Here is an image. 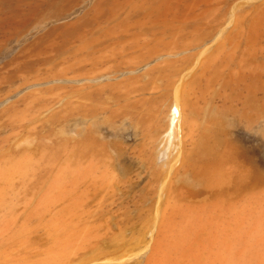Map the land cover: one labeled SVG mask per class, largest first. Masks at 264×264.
<instances>
[{
    "label": "bare ground",
    "instance_id": "bare-ground-1",
    "mask_svg": "<svg viewBox=\"0 0 264 264\" xmlns=\"http://www.w3.org/2000/svg\"><path fill=\"white\" fill-rule=\"evenodd\" d=\"M4 1L5 0H0V3ZM8 1H13V0H8ZM14 1L15 4L18 5L19 7H23L22 9L20 8L18 10V13L15 15V17L12 20L13 22L16 23L15 26L17 28L16 31L18 35L19 36L24 35L28 30H34L36 31V33L34 35L35 37H32L33 40L31 39L32 41H30L31 45L28 43L29 41L26 42L31 46L30 48L36 46L43 47L42 52L40 50L38 51L35 50V52H33L34 51L33 50L32 52L34 54L32 53L29 54V51H31L33 48L31 50H27V48L25 49L23 46L25 50H23L22 48V51H20L19 50L20 48H18L19 51L17 50L18 52L14 54L19 55V53L21 52V55L23 57H26L25 61L26 59L33 61L37 59L38 61L40 58L43 59L49 58L51 60L59 51H63L65 52L64 53L65 56L61 58V60L59 58L60 60L59 63L57 60H54L53 63L57 62L56 65L51 64V69L49 68L47 72L45 71V73H47L46 78L50 79L51 82L52 81L57 82L59 80L67 81L66 79L68 80L72 79L76 84H79L83 89L85 88L83 92L79 91L80 95L79 93H77L78 95L75 94V96L77 95L76 99L73 97L75 100L68 101L62 106L63 112L65 113L89 112L98 109L102 110L101 108L105 109V107L107 106L106 104L108 103H105L104 102L105 100H102L101 93L103 91H106L108 93L107 94L108 98L111 100L110 102L115 103L116 106L118 107L117 108L118 110L121 109L120 111H123L122 109H128L130 111H133L134 113L135 112L137 113L138 123L142 126L140 127L141 128L145 127L146 129L148 128V130L151 131V132L148 131L150 132L149 133L150 140H148L147 142L155 141L154 140L155 133H153L155 131L154 130L155 128L154 129L151 128V124L153 123V121H155V120L152 121L153 119L152 111L155 108V106L153 102H149V103L147 102V100H149L150 97H148L147 100H144L146 98L143 92H146L145 90L148 88L149 84L151 86H154L156 85V83H159L161 85H164L166 89H168L170 86L172 87L169 95L171 96L170 98L172 100L171 108L174 110L173 120L175 121V124L170 128L169 127L166 128V125L164 127L166 128L165 133L167 135V137L165 138V145L168 146V144L170 143L169 141L170 137H172L174 141V138L177 135L176 132L178 126H180L181 122L184 119L185 121L187 119V122L190 123L189 126L191 127V129L187 125L188 126L187 129L189 130L187 134L189 135L192 141V146H193L192 148H194L195 150L199 149L198 155H200L201 158L199 156L195 157L197 155V152L194 153L196 154L194 156L195 161H189V158L184 156L181 158L180 167L177 168L176 170L179 171L178 169H181L182 174H180L179 176L182 175L181 176L182 179L180 181L178 179L179 183L170 180L169 187L167 186L168 188H166L167 190H165L166 193L164 194V196L162 198H159L158 200L157 199L155 200L157 206L154 208V212H153L154 214H152V216L146 215L147 219L153 217L151 222L154 224L153 226H155V229L151 239L150 251L148 255L145 257L144 263L143 262L142 263L143 264H264V159L259 157L258 154L259 150L258 148H256V146H253L252 144L250 145L249 144L250 142L248 143L247 141L241 140L239 139V137L224 138V132L222 133L223 137H218V134L217 135L213 134L210 130H208V126L202 129H197V125H199L200 123H202V125L213 124L214 127L212 128L215 129V124H217V122H215V115L211 116L210 114L211 117L210 116L208 118L205 117L204 119L201 117V112L203 110L202 108L207 103L208 98L209 96H211L210 94L212 93H216L217 96L222 98L223 101L227 102L228 104L237 103L235 104L237 106L238 104H240L242 114H247V113L249 114V112H254V116H255L256 112L259 115L260 112L264 113V0H257L252 7L246 9L245 11L240 12L239 14L233 13L235 14V16H233V18L231 19V24L228 30L226 31V33L221 35V38L219 39V42L216 44V46L211 51L206 53V55L203 56V59L201 61L198 60L200 61V63L197 66L198 68L197 72L196 70H195L196 73L192 72L191 71L192 68L190 69L189 67L190 71L195 74L190 78H188L186 75V79L188 78V80L185 81L184 84L182 83L183 85L180 84L181 82H184V80H186L184 78H181L182 79V80L180 79L181 82H178V84L180 83L179 84L180 86L179 85L176 86L177 85L176 82H175L176 85L172 83L173 86L175 85V87H173L169 81L171 78L173 79L174 76L169 79L168 69L170 67H174V65L176 66V64L179 65L181 62L180 63L178 62L182 60L180 59V57H183V55H184L183 59L185 60L188 57H190V56L186 57L187 55L185 54H188L186 52H188V50L192 46L195 47L199 43L201 44L203 42L202 36L203 34L207 33L209 29H211L210 28L212 27L211 25L214 24V23L212 24V22L216 20L215 18L216 16H218L217 15L218 11L220 10V6L224 0H14ZM244 5H246V3ZM228 6L229 5H227V8ZM50 7L54 10L50 11ZM75 7L78 8V13L75 15L73 13L74 16H72L71 9ZM6 16L8 17L7 14ZM60 16L62 18H60ZM223 16H226V14ZM10 17L11 16H9L8 19ZM66 18L69 19L65 20ZM0 19L2 20V18ZM7 22L10 21L7 20ZM225 22H227V20ZM45 23L50 24L48 29H46L45 26H43ZM213 26L216 27V23ZM215 27L213 30H215ZM217 28L215 32H217V30L219 29ZM40 31L41 33H39ZM11 34L12 33H10V36H12ZM213 35L215 36V33ZM208 37H210L211 39V36ZM206 39L207 37L204 40ZM216 40H218V38H216ZM216 40L214 39V41ZM7 42H9V40H7ZM24 43L21 45H24ZM4 44L6 45L5 41ZM212 44H214V42H212ZM207 45H211V42L210 44L208 43ZM207 45L204 46L205 49L203 48V50L201 51H206ZM66 46L69 49H66L65 48ZM201 51L200 52L197 51V53L195 52L194 54L198 55V52L201 53ZM192 54L193 52L191 51L190 55ZM62 56L63 55H61L60 57ZM12 58L10 57V59ZM18 59L20 61L22 58L20 57ZM25 61L23 62L28 63L27 61L26 62ZM187 61L188 60H186V62ZM7 62L10 64L11 60L10 62L9 61ZM39 62L41 61L39 60ZM48 62L49 61L47 62L44 61V64L46 63L45 65H47ZM35 63L33 64L34 66L32 68L35 67ZM9 64H7V66H9ZM12 64L14 63L12 62ZM17 65L18 64H16V66ZM99 65L106 66L104 67L106 68L105 70L100 69L102 71L104 70V72L102 73H100L101 71L99 72L98 69ZM182 65H180V68ZM184 65L187 66L186 64ZM49 66L47 65L45 69H48ZM2 67L0 68L2 69ZM42 67L39 69H43ZM21 68L23 69V67ZM175 70L178 69L175 68ZM20 72L17 73L22 75ZM177 72L178 71H176L174 74H176ZM116 73H118V75L113 76V74ZM34 74L35 76H37L36 73ZM42 74L39 75L42 77L43 76ZM68 74L69 76L70 74H72L74 75V77L72 75L68 77ZM4 75L5 74H3V77L5 78L6 76ZM8 76L7 78H9ZM140 76H143L148 80L145 81L144 84H141L139 82ZM28 77L29 75L26 77V81H28ZM38 77H35V80L32 77L34 83L36 81V83L41 82V84L44 85L42 83L43 79L40 80L41 77H39L38 79V81L40 80V82L36 80ZM180 77H183V74ZM11 78L14 79L12 75ZM177 79L178 77L177 78L175 77L174 80H172V82L175 80L177 81ZM45 80L46 79L44 78V81ZM8 81L13 82L14 80L10 79ZM3 82L6 83L5 79L4 81H1V84ZM24 83L26 84V82ZM34 83L32 84L34 85ZM68 83L69 82H67V84ZM72 83L73 82H71V85ZM41 84L38 85L40 89H42L40 86ZM50 84H52L53 87L54 84L49 82L48 86ZM57 84L55 83V88L57 87ZM95 84L97 86H95ZM20 85L24 86L22 85V83ZM68 85H66V89ZM60 86L58 85L59 89H62L63 87L60 88ZM159 86L160 85L158 86L156 85L153 89H155L156 87L159 88V90L160 88H164L163 86L161 87ZM18 87L17 90H21ZM77 87L78 89H80L79 86ZM48 88L51 89L50 86ZM48 88H47L48 90L47 92V90H45L43 87L42 93L44 90L45 93L47 92L48 94H50L51 92L49 91ZM55 88H52L51 90H54ZM22 89L24 88L22 87ZM32 89L33 88H31V90ZM40 89H38L36 92L38 93ZM32 91L34 93V90ZM32 91L30 93H32ZM76 91L78 90L76 89ZM40 92L41 91H39V93ZM62 92L63 91H61V94ZM30 93L27 91V94ZM27 94L26 97L31 95L30 94L27 96ZM164 94H166V91L164 92ZM55 95H57V93ZM63 95L64 94H62V98L64 100ZM57 96H61L60 93ZM33 97L34 96H32L30 100H33L32 99ZM20 98L23 100L25 97L24 98L20 97ZM28 98H25V100ZM42 98H40L39 100H42ZM44 98H47V96H45ZM216 98L217 97H215V99ZM25 100H23L24 103ZM46 100L52 101L51 98H47ZM46 100H44L45 102L41 101V103L44 106L46 105ZM58 100L60 99L57 98V100H55L56 103ZM160 100L162 99L160 98ZM62 101L60 105L62 104ZM13 102L16 103V101ZM32 102L33 104H35V102L40 103V101H38V97L37 99H35V102L34 101ZM210 102L212 101L210 100ZM49 103L47 102V104ZM12 104L13 103L11 102L8 106L10 108H13L11 107ZM37 104L38 103H36V105ZM42 104L41 106L44 107ZM51 104H53V101ZM216 105H218V103ZM41 106L40 104L39 107L37 105V108H39L38 112L42 109ZM47 106H49L50 109H52L50 104ZM56 106L59 107V104L54 105V107ZM208 106H209V101H208ZM3 107H4L3 109L5 110L6 109L5 106ZM17 107L15 105L14 110L16 112L12 109V111H14L13 116H12V111L10 112L11 115L8 113L7 115L5 111L3 110L2 111L4 112V114L10 117L11 120L14 121L17 120L15 121V123L18 122L19 119L22 120L24 119L25 122L23 121L21 123L29 124L30 122L29 123L26 122L25 118L29 117L31 111L29 109L27 110V107L25 106L26 109L23 108L24 111H21L23 110L21 107L20 110L17 109L21 112L17 113L16 110ZM222 107L225 108V106ZM216 108L215 111H217ZM34 109L32 111H34ZM212 109H214V107ZM231 109H233V107ZM43 110L44 108L41 111ZM113 110H116V108L112 109V111ZM157 110L159 111V109ZM168 111L170 112V110ZM228 111L230 113V110ZM3 112H1V114ZM174 112L176 113V116L174 115ZM112 113L113 114L117 113V111ZM225 113L223 117H225ZM235 113L237 112L235 111ZM1 114L0 116L2 115L4 116V114L2 115ZM33 114L34 113H32V115ZM48 114H51V112ZM111 115L112 114H110L109 116ZM162 115L163 114H161L160 116ZM232 115L234 116L233 113ZM157 116L159 117V115H156L155 117ZM226 116L230 117L229 114ZM79 117L81 118L80 115ZM33 118L34 117H32V119ZM2 119L3 118L1 117V120ZM7 119L4 118L3 121H6ZM47 119L49 120V118ZM29 120L31 121L30 117L27 121ZM220 120L221 118L219 119V121ZM185 121L183 122V124L185 123ZM221 122L222 120L220 121V123ZM248 122L250 123V121ZM6 123L8 122L6 121ZM21 123H19V125ZM162 124L158 128L162 127ZM19 125L17 124V126ZM220 125L223 126V124ZM13 126L16 127V125ZM93 126H95V124L92 125V127ZM1 127H3V125ZM26 127H28V125ZM33 127L36 128L35 126ZM33 127L31 128V130L33 129ZM184 127L185 126L183 125L182 129ZM200 127L202 126L200 125ZM18 128L20 129V126ZM222 128H224V126ZM222 128L219 127V129ZM151 129H153L154 131ZM219 129H218V133H219ZM161 130L162 129L160 128V131ZM24 131L25 129L23 130V134ZM33 131H37V128L36 130L33 129ZM79 131L80 130H78L76 133H78ZM12 132L11 135L16 137L17 134L14 133L15 135H13ZM81 132L83 131L81 130ZM185 132H183L184 133L183 139H185ZM145 133L147 135V131ZM136 134L138 135V133ZM11 135L9 136L11 137ZM39 136L41 137V135ZM88 136L83 138L80 137L81 139L76 137L77 141H73L74 140L73 139L72 140L73 142L70 141V143L58 144V146L55 147L51 146L52 148L40 146L37 150L35 149V152H32L33 150H31L33 147L30 148L31 151H27L29 149L28 148L27 150H23L18 153H15L16 150L13 151V149L12 151L14 153H12L9 150L10 148H8V150L11 153L5 150L6 152H8V154L5 152L6 155L3 154L4 156L0 158V209L6 207L9 204V202H12L14 199L26 200L29 193L34 194L35 191L38 195V198L36 197L37 200H35L36 198L34 199V202L35 201L36 202L35 203L33 202L34 204H32L31 206H28L27 200L25 201V203H23V206H25L26 208H31V210L28 213L26 209L24 210L27 214L24 213V219H21L22 223L20 227L16 226L17 228H14L15 227L14 223L16 222L15 221L16 219H14L12 215L5 226H0V264H4V262L6 264L7 262L10 264H69L71 258L79 257L78 255H80V257L82 256L83 264H98L99 263L98 259L102 257L104 258V256H102L104 252L101 251L100 241H102L103 236L107 234L104 235V233H100L99 230L94 229L92 226H91L92 228L87 227L85 223V212L83 213L81 211V208L84 206V202L86 201L85 199L87 198L85 195L86 193L85 187L88 188L89 186H91L101 190L105 186L107 187L109 182L113 183L112 181L114 180H111L113 174H111L110 170L107 167V162L108 161L112 162V161L108 160L106 162L105 153L101 143H98L96 140L90 139L91 136L88 138ZM148 136L147 137L145 136L146 138L145 137L142 138L147 140ZM158 136H156V138ZM3 138H5V136ZM7 138L3 139V142H5ZM141 140L142 142L145 141V140L143 141V139ZM191 141L189 143H191ZM172 143L173 142H171V144ZM148 144H152V143H147V145ZM3 145L4 144L2 143V146ZM195 150L193 151L190 150V151L194 152ZM105 151L107 150L105 149ZM140 151L141 149L139 150V153H141ZM181 152L183 151L181 150L180 153ZM107 157H109V155ZM196 159L199 160L196 161ZM173 172H175V169ZM44 178L47 179V182H44L43 184V182L41 183V181L42 180L45 181L46 179ZM155 179H157V176ZM167 180L168 178L165 181ZM174 183L177 184L174 185ZM82 188L84 190H82ZM141 195L143 194L141 193ZM159 195H161L160 192ZM135 202H133L134 205ZM138 203L140 204V202ZM15 205H16V201H15ZM15 208L17 207H14L13 209ZM53 208L55 212L53 211ZM55 208L56 209L60 208V209L56 211ZM149 212H151V210ZM130 213L133 214L132 211H130ZM141 213H145V212L142 211ZM130 216L129 219L132 218ZM16 217H18V214ZM45 217H47V219ZM137 217H138L137 220L139 219V221L142 219L141 214L140 216L138 214ZM32 219H36L38 224L37 222H35L37 224L35 225V223L32 222L33 221ZM89 219L90 218H88V220ZM147 219L144 221H146V223H150L148 222ZM31 222L33 223V226ZM122 222H124V220L121 221V223ZM35 226H37V229L38 227L40 228V226L47 227L48 229L45 227L44 228L46 230H49L53 236V241L50 242V245L42 252L40 250L41 252V253L39 252L40 254L37 252L34 253L35 252L34 249L30 247V245L32 244H29L30 238L28 235H33L30 234V232L32 233L35 230L36 228ZM127 227H128V223H127ZM99 228L101 229V227ZM111 236L110 239H112ZM120 236L121 235H119V237ZM31 239L33 238L31 237ZM104 239L106 240V238ZM42 242L43 241H40L39 244ZM106 242H108V239L107 241H105V243ZM101 244L103 243L101 242ZM103 246L105 247V245ZM36 256L38 257L35 258ZM111 258H109V260ZM72 261L71 263H73ZM134 262L137 263L138 260L136 259V261ZM102 263L103 262H101L100 264ZM106 263L108 264L110 262L105 261V263L103 264ZM118 264H121V262Z\"/></svg>",
    "mask_w": 264,
    "mask_h": 264
},
{
    "label": "rangeland",
    "instance_id": "rangeland-1",
    "mask_svg": "<svg viewBox=\"0 0 264 264\" xmlns=\"http://www.w3.org/2000/svg\"><path fill=\"white\" fill-rule=\"evenodd\" d=\"M7 1V2H6ZM239 1V2H238ZM247 1H248V3H247ZM250 1V2H249ZM257 0H224L223 2H222V4H221V6H220V10L218 11V16H216V20H214L213 22H212V24L213 25H215V23H216V27L215 26H213V25H211L212 27H210L212 30L214 29V27H215V30H216V28L218 29L217 30V32H215V30H211V29H209L208 30V34L207 33H205V34H203V36H202V39H203V42L200 44H198L197 46H192L189 50H188V52H186V53H188V54H185V55H187L186 57H188V56H190V57H188V58H190V59H186V60H188L187 62H186V60L185 59H183L184 58V55H183V57H180V59H182V60H180L178 63H180L179 65L178 64H176V66L174 65V67H170L169 69H168V75H169V79L171 78V77H173L174 76V78L176 77H178V79H177V81L175 80V81H173L172 82V80H174V78L171 80H169L170 81V83H171V85L173 86V84L172 83H174L175 84V82H176V86H178L179 84H178V82H181V78H184V79H186V75H187V77L188 78H190L191 76H193L196 72H197V70H198V68H197V66H198V64L200 63V61L203 59V56L204 55H206V53H208L209 51H211L215 46H216V44L219 42V39L221 38V35H223V34H225L226 33V31L228 30V28H229V26H230V24H231V19L233 18V16H235V14H239L240 12H242V11H245L246 9H248V8H250V7H252L253 6V4H255V2H256ZM12 2V3H11ZM226 2V3H225ZM233 2H235V3H233ZM253 2V3H252ZM246 3V5H244ZM13 4V5H12ZM239 4V5H238ZM7 5V6H6ZM222 5H223V7H222ZM227 5H229L228 6V8H227ZM236 5V6H235ZM0 18H2V20L0 19V41H1V44H0V67H2V69L0 68V84H1V81H4V79H5V81H6V83H2L1 85H0V114H1V112H3V111H5L6 112V114L8 113V114H10L11 115V111H12V109L14 110L15 109V105H16V110L17 109H19L20 110V108L22 107V109L24 108V109H26L25 108V106L27 107V110L29 109L30 111H31V113H30V115H29V117L31 118V121L33 122H31L30 120L29 121H27L28 119H29V117H27V118H25L26 119V122H30L29 124H23V123H21V122H25V120L23 119H19V121L18 122H16L15 123V121H17V120H11L10 119V117H8L6 114H4V112L2 113V114H4V116L2 115V116H0V120H1V117L4 119H7L6 121L8 122V123H6V121H3V119L0 121V122H3V123H0V148H1V150H0V158L2 157V156H4L3 154H5L6 155V153L8 154V152H9V150L12 152V153H14L13 151H15L16 150V152L15 153H18V152H20V151H23V150H27L28 148V150L27 151H31V150H33L32 152H35V149L37 150L40 146H44V147H49V148H52V147H55V146H58V144H62V143H70V141L71 142H73V141H77V138H79V139H81L80 137H87L89 134V136H88V138L90 137V139H93V140H96L98 143H101V145H102V148H103V150H104V153H105V157H106V162L108 161V160H110V161H112V162H109V165H108V162H107V167H108V169L110 170V172H111V174H113L112 175V177H111V180H114V181H112L113 183H108V186L105 188H102L101 190L100 189H98V188H94V187H91V186H89L88 188H86L85 187V189H86V193H85V195H86V203L84 202V206L81 208V211L84 213L85 212V223H86V226L87 227H90V228H94V229H96V230H99L100 231V233H104V235L105 234H107V235H105V236H103V238H102V241H100V247H101V251L102 252H104L103 253V255L102 256H104V258L102 257V258H100V259H98V264H100L101 262H103V263H105V261L106 262H110V263H108V264H118V263H120L121 262V264H143L144 263V259H145V257L148 255V253H149V251H150V244H151V239H152V235H153V232H154V229H155V226H153L154 224L151 222V220L153 219V217H150V219L148 218L147 219V216H152V214H154L153 212H154V208L157 206V203H155L156 201V199L158 200L159 198H162L163 196H164V194L166 193V191L165 190H167L166 188H168L169 187V181L171 180V181H174V182H178V179H179V181L182 179V175L181 176H179L180 174H182V171H181V169H178L179 171H177L176 169L177 168H179L180 167V160H181V158L184 156V157H188L189 158V161H195V157H200L201 158V156L200 155H198V152H199V149H197V150H195L194 148H192L193 146H192V141H191V139H190V137H189V135L187 134L188 133V126L190 125V123L189 122H187V119H186V121H185V119L181 122V124H180V126H178V129H177V135H176V137L174 138V141H173V138L172 137H170V139H169V141H170V143L168 144V146L167 145H165V138L167 137V135H166V133H165V129L167 128V127H172L174 124H175V121L173 120V109L171 108L172 107V100H171V96L169 95L170 94V91H171V89H172V87L170 86L168 89H166L165 87H164V85H161V84H159V83H156V85L158 86V85H160L159 87H161V86H163L164 88H160V90H159V88H155L156 90H158V91H156L155 89H153L156 85H154V86H151L150 84H149V86H148V88H149V90H148V88L145 90L146 92H143V94H144V96H145V98L146 99H144V100H147L148 99V97H150L149 98V100H147V102L149 103V102H153L154 103V106H155V108L153 109V111H152V121L153 120H155V121H153V123L151 124V128H155L154 130L153 129H151V130H153L154 132L153 133H155V138H154V140L156 141H150V142H147L148 140H150V130H148V128L146 129L145 127H143V128H141L142 126L138 123V115H137V113L135 112H133V111H130V110H128V109H122L123 111H120L121 109H117L118 107L116 106V104L115 103H113V102H110L111 100L108 98V96H107V92L106 91H103L102 93H101V97H102V100H105L104 102L105 103H108V104H106L107 106L105 107V109L104 108H101L102 110H100V109H98V110H95V111H89V112H71V113H65V112H63V105L66 103V102H68V101H72V100H75L76 99V96L78 95L77 93H79V95H80V92H83V90L85 89H83L79 84H76L72 79V81L71 80H68V79H66L67 81H65V80H59V81H57L58 82V84H57V82L55 81V82H51V80L50 79H48V78H46V76H47V73H45V71L47 72L48 70H49V68L51 69V64L53 65H56V63L57 62H55V63H53V61L54 60H57L58 61V63H59V61L61 60V58H63L65 55H64V53L65 52H63V51H59L55 56H54V58H52L51 60L49 59V58H40L39 60L41 61V62H39V60L37 61V59H35V61H36V63H35V61H33V60H28V59H26V61L28 62V63H24L23 61H25V58L26 57H23L22 55H21V52L19 53V55L18 54H14V53H17L19 50L20 51H22V48H23V46H24V48L26 49L27 48V50H31L32 48V50L31 51H29V54L30 53H32V54H34L33 52H35V50L36 51H38V50H40L41 52H42V50H43V47L42 46H36V47H32V48H30L31 46V42L30 41H32L33 39H32V37H35L34 35H35V33H36V31H34V30H28L24 35H18V33H17V31H16V23L15 22H13L12 20H13V18L15 17V15L18 13V10L21 8H23V7H19L18 5H16L15 4V1L13 0V1H8V0H5L4 2H2V3H0ZM18 6V7H17ZM241 6V7H240ZM237 7V8H236ZM5 8H7V9H5ZM76 8V7H75ZM72 8L71 9V11H72V16H74L75 14H77L78 13V8ZM74 9V10H73ZM234 9H235V11H234ZM54 9H52L51 7H50V11H53ZM240 10V11H239ZM3 11H4V13H3ZM70 11V12H71ZM75 11V12H74ZM223 11V12H222ZM232 11V12H231ZM237 11V12H236ZM225 12H227V13H225ZM12 13V14H11ZM73 13H74V15H73ZM233 13H235V14H233ZM2 14V15H1ZM5 14V15H4ZM6 14L8 15V17L9 16H11L9 19H8V17L6 16ZM10 14V15H9ZM67 14V13H66ZM226 14V16H223V15H225ZM68 15V14H67ZM71 16V17H72ZM60 18H62L61 16H60ZM70 18V17H69ZM69 18H66L65 20H68ZM221 18V19H220ZM3 20H5V21H3ZM7 20L8 21H10V22H7ZM227 20V22H225ZM230 22H229V21ZM221 21V22H220ZM3 22H4V24H3ZM223 22V23H222ZM12 23V24H11ZM4 25V26H3ZM49 25L50 24H44L43 26H45V28L46 29H48L49 28ZM228 25V26H227ZM2 26V27H1ZM6 26V27H5ZM15 27V28H14ZM226 27V28H225ZM5 28H6V30H5ZM3 29V30H2ZM210 31V32H209ZM222 31V32H221ZM10 33H12L11 35L12 36H10ZM15 33H16V35H15ZM39 33H41V31L39 32ZM211 33V34H210ZM215 33V36L213 35ZM217 33V34H216ZM219 33H221V34H219ZM5 34V35H4ZM210 34V35H209ZM13 35H15V36H13ZM19 37H18V36ZM28 35V36H27ZM206 35V36H205ZM27 36V37H26ZM30 36V37H29ZM208 36H211V39L213 38V37H215V38H213L212 40L210 39V37H208ZM18 37V38H17ZM23 37V38H22ZM203 37H207V39L206 40H204L205 38H203ZM28 38V39H27ZM216 38H218V40H216ZM5 39V40H4ZM27 39V40H26ZM30 39V40H29ZM32 39V40H31ZM214 39L216 40V41H214ZM6 42V45L4 44V41ZM7 40H9V42H7ZM24 41H25V43H24ZM30 44H28L27 42ZM2 42H3V44H2ZM19 42V43H18ZM200 42H201V40H200ZM210 42H211V45H207L208 43L210 44ZM212 42H214V44H212ZM24 43V45H21V44H23ZM16 44V45H15ZM2 45H4V46H2ZM27 45H29V46H26ZM200 45V46H199ZM207 45V50L206 51H201V50H203V48L205 49V47L204 46H206ZM6 46V47H5ZM19 46H21V47H19ZM3 47V48H2ZM41 49H40V48ZM195 49H194V48ZM200 47V48H199ZM18 48H20L19 50H18ZM23 48V50H25ZM66 49H69L67 46L65 47ZM209 48H210V50H209ZM199 49V50H198ZM18 50V51H17ZM34 50V51H33ZM33 51V52H32ZM191 51L193 52V54L192 55H190L191 54ZM197 51H201V53H199L198 52V55L200 56H198V55H196V54H194L195 52L197 53ZM62 52V53H61ZM205 52V53H204ZM12 53V54H11ZM37 53V52H36ZM39 53V52H38ZM58 55H59V57H58ZM61 55H63L62 57H60ZM9 56V57H8ZM192 56V57H191ZM201 56H202V58H201ZM10 57L12 58V57H14V58H12V59H10ZM22 58L20 61H19V59L18 58ZM185 57V58H186ZM199 57V58H198ZM24 58V59H23ZM59 58H60V60H59ZM11 60V62H10V60ZM15 59V60H14ZM48 59V60H47ZM193 59V60H192ZM6 60V61H5ZM198 60H200V61H198ZM7 61H9L10 62V64L7 62ZM25 61V62H26ZM44 61L45 62H47V61H49L48 63H47V65L49 66V64H50V66L48 67V69H45L46 67H47V65H45L44 64ZM185 61V62H184ZM12 62L14 63V64H12ZM17 62V63H16ZM30 62H31V64H30ZM43 62V63H42ZM188 62H190V63H188ZM193 62V63H192ZM196 62H198V63H196ZM9 64V66H7V64ZM22 63V64H21ZM35 63V69H37V70H35L34 68H32ZM38 63V64H37ZM186 64L187 66H185L184 64ZM192 63V64H191ZM197 65H196V64ZM16 64H18L17 66H16ZM42 64V65H41ZM184 66H183V65ZM191 66H190V65ZM11 65V66H10ZM13 65H15V66H13ZM22 65V66H21ZM26 65V66H25ZM29 65V66H28ZM40 67H39V66ZM44 65V66H43ZM180 65H182L181 66V68H180ZM195 65V66H194ZM6 66V67H5ZM12 66H13V68H12ZM23 67V69L21 68V67ZM28 66V67H27ZM43 66V67H42ZM102 66V67H101ZM8 67V68H7ZM9 67H10V69H9ZM14 67H15V69H14ZM22 69H20V68ZM36 67H39V68H43V69H39V68H36ZM104 67H106V66H103V65H99L98 66V69H99V72L100 73H102V72H104V70L106 69V68H104ZM179 67V68H178ZM189 67H190V69H191V71L192 72H195V70H196V72L195 73H192L191 71H190V69H189ZM7 68V69H6ZM17 68H19L20 70H21V72H20V70L19 69H17ZM29 68V69H28ZM175 68L176 69H178V70H175ZM197 68V69H196ZM31 69V70H30ZM39 69V70H38ZM45 69V70H44ZM85 69H86V67H85ZM88 69V68H87ZM100 69H104L103 71L102 70H100ZM182 69V70H181ZM188 69V70H187ZM19 70V71H18ZM26 72V70H27V72H28V75H29V77H30V79H29V77H28V81H26V77L28 76L27 75V72L25 73L24 71ZM31 72H30V71ZM32 70H34V71H32ZM41 70V71H40ZM43 70V71H42ZM173 70V71H172ZM16 71V72H15ZM26 74H24L23 72ZM176 71H178L176 74H174ZM188 71V72H187ZM190 71V72H189ZM14 73V74H12V73ZM17 72H20L22 75H20V74H18ZM31 73V76L33 77V79L35 80V77H41L40 75L42 74V72H43V76H44V78L46 79L45 81H44V78H43V76L40 78V80H42V83L44 84V85H42L41 84V82H40V80L38 81V79H39V77L36 79L38 82H40V83H36V81H35V83L37 84H35L34 83V80L32 79V77L30 76V73ZM37 72H39V73H37ZM185 72V73H184ZM34 73H36V75L37 76H35V74ZM3 74H5L4 76H6L5 78L3 77ZM15 74H17V75H15ZM40 74V75H39ZM46 74V75H45ZM172 74V75H171ZM179 74H180V76L183 74V77H180L179 76ZM191 74V75H190ZM8 75H10V76H8ZM11 75H12V77L14 78V79H12L11 78ZM72 74H70V76H71ZM115 75H118V73H116V74H113V76H115ZM177 75V76H176ZM190 75V76H189ZM7 76L9 77V78H7ZM20 76V77H19ZM26 76V77H25ZM35 76V77H34ZM69 76V74H68V77H70ZM73 77H74V75H72ZM112 76V77H113ZM22 77V78H21ZM25 77V78H24ZM72 77V78H73ZM141 77V78H140ZM139 77V82L141 83V84H144V82L145 81H147L148 79L147 78H145V77H143V76H140ZM143 77V78H142ZM6 78H7V80H6ZM19 78V79H18ZM66 78V77H65ZM78 78V77H77ZM188 78L186 79V80H184V82H181V84L180 85H183L184 83H185V81H187L188 80ZM3 79V80H2ZM14 80L13 82H9L8 80ZM16 79H18V80H16ZM22 79V80H21ZM24 79V80H23ZM70 79V78H69ZM79 79V78H78ZM138 79V78H137ZM181 79V80H180ZM16 80V81H15ZM32 80V81H31ZM50 80V81H49ZM180 80V81H179ZM8 81V82H7ZM20 81V82H19ZM47 81V82H46ZM73 82L72 83V85H71V82ZM24 82H26V84L24 83ZM31 84H30V83ZM49 82L50 83H53L54 85H53V87H52V84H50L49 86L51 87V89L52 88H55V83L57 84V87L54 89V90H51L50 88H48L49 86H48V84H49ZM61 82V83H60ZM67 82H69L68 84L70 85H68L67 84ZM8 83H10V84H8ZM18 83H22V85H24V86H21L20 84H18ZM32 83H34V85L32 84ZM48 83V84H47ZM183 83V84H182ZM30 84V85H29ZM39 84H41L40 86H41V88L43 89V87H44V89L45 90H47V88L49 89V91L51 92H49L50 94H48L47 92H48V90H47V92L45 93V91L43 90V93H42V89H40L39 88ZM104 84H105V82H104ZM9 85H10V87H9ZM19 87H18V86ZM46 85V86H45ZM58 85L60 86V88H62V89H59V87H58ZM64 85V86H63ZM66 85H68V87H67V89H66ZM74 85V86H73ZM175 85L173 86V87H175ZM179 85V86H180ZM28 86H29V88H28ZM77 86H79V88L80 89H82V90H80V89H78V87ZM95 86H97L96 84H95ZM141 86V85H140ZM17 87L19 88V89H21V90H17ZM22 87L24 88V89H22ZM33 88L32 90H34V93H33V91L31 90V88ZM45 87H47V88H45ZM15 88H16V90H15ZM40 89L39 91H41L40 93H39V91H38V93L36 92L38 89ZM151 88H152V90H151ZM29 89H30V91H29ZM35 89H37V90H35ZM69 89H71V90H69ZM76 89L78 90V91H76ZM56 90V91H55ZM75 90V91H74ZM163 92H162V91ZM20 91V92H19ZM27 91L30 93L31 91H32V93H30V94H27ZM61 91H63V92H65V93H63L62 92V94H64L63 95V97H64V100H63V98H62V94H61ZM80 91V92H79ZM152 91V92H151ZM154 91V92H153ZM166 91V94H164V92ZM60 93V95L61 96H57V95H59V93ZM74 92H76V93H74ZM105 92V93H104ZM161 92V93H160ZM167 92H169V93H167ZM36 93H37V95H36ZM57 93V95H55V94ZM150 93V94H149ZM152 93V94H151ZM26 94H27V96L28 95H30V96H28V97H26ZM45 97V96H47V98H51V100L53 101V104L54 105H58L59 104V107L58 106H56V107H54V105L53 104H51L52 103V101H48V100H46L47 98H44L42 95ZM70 94V95H69ZM73 96H72V95ZM75 94H77L76 96H75ZM155 94H157V95H155ZM162 94H163V96H162ZM213 94V95H212ZM212 94H210L211 96H209V98H208V101H209V106H208V101H207V103L204 105V107L202 108L203 110H202V112H201V117L204 119L205 117L206 118H208L209 116H210V114H211V116L213 115H215V122H217V124H215V129L214 128H212V127H214L213 126V124H211V125H202V123H200L199 125H197V129H202V128H204V127H206V126H208V130H210L213 134H218V137H223V132H224V138H238L239 137V139H241V140H244V141H247L250 145L252 144L253 146H256V148H258V150H259V157L260 158H263L264 159V113L263 112H260V115L259 114H257V112L255 113L256 115L254 116V112H249V114L247 113V114H242V111H241V106H240V104H238V106L237 105H235V104H237V103H233V104H228L227 102H224L223 101V99L222 98H220L219 96H217L216 95V93H212ZM20 95H22V96H20ZM36 95V96H35ZM41 95V96H40ZM52 95V96H51ZM147 95V96H146ZM166 97H165V96ZM9 96V97H8ZM16 96V97H15ZM18 96V97H17ZM22 97V98H28V99H26L25 100V98L23 99V100H25V103H24V101L20 98V97ZM32 96H34L32 99L33 100H30L31 99V97ZM153 96V97H152ZM159 96V97H158ZM13 97V98H12ZM37 97H38V101H40V103L39 102H35V99H37ZM44 99H43V98ZM75 99H74V98ZM107 97V98H106ZM214 97V98H213ZM215 97H217L216 99H215ZM9 98H11V99H9ZM18 98H20V99H18ZM40 98H42V100H39ZM57 98L58 99H60L61 101H62V104L60 105V103H61V101L60 100H58L57 101V103H56V101L55 100H57ZM151 98H153V99H151ZM158 98V99H157ZM160 98L162 99V100H160ZM169 98V99H168ZM71 99V100H70ZM106 99H107V101H106ZM10 100V101H9ZM16 101V103L15 102H13V101ZM20 100V101H19ZM44 100H46V105L44 106L42 103H41V101H44ZM152 100V101H151ZM158 100H160V101H158ZM210 100L212 101V102H210ZM214 100H215V102H214ZM219 100V101H218ZM22 101H23V103H22ZM32 101H34L35 102V104H33V102ZM168 101H169V104H168ZM9 102V103H8ZM13 103L12 105H11V107H13V108H10L8 105L10 104V103ZM29 102V103H28ZM45 102V101H44ZM47 102L51 105V108L52 109H50V107L49 106H47V105H49V104H47ZM5 103V104H4ZM28 105H27V104ZM36 103H38L37 105H38V107H39V104H40V106H41V104L44 106V107H42V109L44 108V110L43 111H39L38 112V109L39 108H37V105H36ZM110 103V104H109ZM113 103V104H112ZM159 103V104H158ZM212 103H213V106H212ZM218 103V105H216ZM223 103V104H222ZM24 104V105H23ZM26 104V105H25ZM30 104V105H29ZM163 104V105H162ZM169 106H168V105ZM211 104V105H210ZM52 105H53V107H54V109H53V107H52ZM110 105H112V106H110ZM214 105H216V106H214ZM225 106V108L224 107H222V106ZM227 105V106H226ZM232 105V106H231ZM3 106H5V110L3 109L4 107ZM28 106H29V108H28ZM47 106V107H46ZM61 106V107H60ZM212 106V107H211ZM8 107V108H7ZM37 108V111H36V108ZM45 107H46V109H45ZM108 107V108H107ZM165 107V108H164ZM210 107V108H209ZM214 107V109H212ZM216 107H218V108H216ZM228 107H233V109L237 112V113H235V111L233 110V109H231V108H228ZM238 107V108H237ZM35 108V109H34ZM48 108H49V111H48ZM59 108V109H58ZM111 108V109H110ZM114 108H116V110H113L112 111V109H114ZM168 108V109H167ZM171 108V109H170ZM215 108L217 109V111H219V112H217V111H215ZM10 109V110H9ZM24 109L23 110H21V111H24ZM34 109V111H32ZM58 109V110H57ZM61 109V110H60ZM107 109V110H106ZM109 109V110H108ZM157 109H159V111L157 110ZM163 109H165V110H163ZM210 109H212L210 112L208 111V110ZM226 109V110H225ZM3 110V111H2ZM9 112H8V111ZM19 110H17V113H19V112H21V111H19ZM52 110H54V111H52ZM106 110V111H105ZM157 110V111H156ZM164 112H163V111ZM168 110H170V112L168 111ZM172 110V111H171ZM228 110H230V113H229V111ZM240 112H239V111ZM15 111V110H14ZM14 111H12V116H13V114H14ZM58 111V112H57ZM104 113H103V112ZM111 111V112H110ZM115 111H117V113H112V112H115ZM205 111V112H204ZM208 111V112H207ZM213 111H214V113H213ZM16 112V111H15ZM28 112V111H27ZM46 112H48V113H50L51 112V114H48V113H46ZM55 112V113H54ZM59 112H61V113H59ZM95 112V113H94ZM110 112V113H109ZM121 112V113H120ZM161 112H163V113H161ZM204 112V113H203ZM212 112V113H211ZM227 114H226V113ZM234 114V116L232 115V113ZM16 113V114H17ZM32 113H34L33 115H32ZM38 114V115H36V114ZM46 113V114H45ZM79 113V114H78ZM94 113V114H93ZM100 113V114H99ZM106 113V114H105ZM202 113H203V115H202ZM224 113H225V117H223V115H224ZM253 115H252V114ZM259 113V112H258ZM261 113H262V115H261ZM62 114V115H61ZM68 114V115H67ZM102 114V115H101ZM110 114H112L111 116H109ZM117 114V115H116ZM161 114H163L162 116H160ZM170 116H172V117H170ZM207 114V115H206ZM217 114H218V116H217ZM230 115V117H228V116H226V115ZM9 115V116H10ZM79 115L81 116V118L79 117ZM93 115V116H92ZM98 115V116H97ZM133 115V116H132ZM156 115H159V117L157 116V117H155ZM174 115L176 116V113L174 112ZM206 115V116H205ZM236 115H237V117H236ZM246 115V116H245ZM5 116H7V117H5ZM35 116H37V117H35ZM74 116V117H73ZM82 116H84V117H82ZM101 116H103V117H101ZM105 116V117H104ZM154 116V117H153ZM165 116H166V118H165ZM210 116V117H211ZM246 118H245V117ZM259 116H261V117H259ZM32 117H34L33 119H32ZM45 117V118H44ZM58 117V118H57ZM90 117V118H89ZM91 117H92V119H91ZM223 117V118H222ZM240 117V118H239ZM248 117V118H247ZM47 118H49V120L47 119ZM51 118H53V119H51ZM62 118V119H61ZM89 118V119H88ZM106 118V119H105ZM110 118V119H109ZM112 118V119H111ZM158 118H159V120H158ZM169 118V119H168ZM221 118V120H222V122L220 123V121H219V119ZM226 118V119H225ZM242 118V119H241ZM10 119V120H9ZM55 119V120H54ZM109 119V120H108ZM223 119H224V121H226V122H224L223 121ZM12 121V122H9V121ZM22 120V121H21ZM36 122H35V121ZM48 120V121H47ZM91 120V121H90ZM250 121V123L248 122V121ZM168 121V122H167ZM185 121V123L183 124V122ZM253 121V122H252ZM85 122V123H84ZM158 122V123H157ZM162 122H163V124H162ZM19 123H21L20 125H19ZM39 123H41V124H39ZM49 123V124H48ZM57 123V124H56ZM93 123V124H92ZM156 123V124H155ZM168 123H169V125H168ZM8 126H7V125ZM17 124L20 126V129L18 128L19 126H17ZM33 124H35V125H33ZM55 126H54V125ZM89 126H88V125ZM95 124V126H93L92 127V125H94ZM138 124V125H137ZM161 124H162V127H160L162 130L160 131V128H158L159 126H161ZM220 124H223V126H224V128H222L223 126L222 125H220ZM3 125V127H1ZM13 125H16V127H14ZM24 125H28V127H26V126H24ZM35 126L36 128H37V131H33V129L34 130H36V128H34L33 126ZM39 125V126H38ZM52 125V126H51ZM164 125V126H163ZM165 125H166V128H164L165 127ZM185 126L183 129H182V126ZM188 125V126H187ZM200 125L202 126V127H200ZM141 126V127H140ZM11 127H12V129H11ZM21 127H23V128H21ZM33 127V129L31 130V128ZM74 127V128H73ZM94 127H96V128H94ZM137 127V128H136ZM211 127V128H210ZM219 127H221L222 129H219ZM17 128V129H16ZM54 128V129H53ZM73 128V129H72ZM94 128V129H93ZM98 128V129H97ZM140 128V129H139ZM189 128L191 129V127L189 126ZM196 128V127H195ZM19 129V130H18ZM21 129H22V131H21ZM25 129V131L27 132V134H26V132L24 131V134H23V130ZM60 129V130H59ZM72 129V130H71ZM96 129V130H95ZM143 131H142V130ZM159 130V131H157V130ZM181 129H182V131H181ZM186 129V130H185ZM214 129V130H213ZM218 129H219V133H218ZM71 130V131H70ZM78 130H80L78 133H76ZM81 130L83 131V132H81ZM13 131V132H12ZM21 131V132H20ZM39 131H41V132H39ZM61 131V132H60ZM74 131V132H73ZM143 132V134H142V132ZM147 131V135H146V133L145 132ZM148 131H150V132H148ZM185 131H187V132H185ZM216 131V132H215ZM7 132V133H6ZM8 132H9V134H8ZM11 132L13 133V135H15L14 133H16L17 134V136L16 137H14V136H12L11 135ZM32 132H33V135H32ZM63 132V133H62ZM89 134H88V133ZM138 133V135L136 134V133ZM156 132H158V133H156ZM160 132V133H159ZM162 132V133H161ZM183 132H185V139H183V137H184V133ZM220 132H221V134H220ZM60 133V134H59ZM70 133H71V135H70ZM75 133V134H74ZM165 133V134H164ZM225 133H226V136H225ZM61 134H62V136H61ZM134 136H133V135ZM159 136H158V135ZM161 134V135H160ZM180 134V135H179ZM9 135H11V137L9 136ZM39 135H41V137L39 136ZM43 135V136H42ZM137 135V136H136ZM141 135V136H140ZM149 135V136H148ZM186 135H188V136H186ZM220 135V136H219ZM5 136V138H7V140H5V142H3V139H5V138H3ZM47 136H49V137H47ZM67 136V137H66ZM109 136V137H108ZM147 137L148 136V139L147 140H145L144 138H142V137ZM156 136H158L157 138H156ZM161 136V137H160ZM236 136V137H235ZM73 137V138H72ZM77 137V138H76ZM100 137V138H99ZM145 137V138H146ZM10 138V139H9ZM21 138V139H20ZM49 138V139H48ZM67 138H68V140H67ZM98 138V139H97ZM158 138H160V139H158ZM187 138V139H186ZM60 139H62V140H60ZM74 139V140H73ZM138 139V140H137ZM141 139H143V141L144 142H142V140ZM157 139V140H156ZM183 139V140H182ZM34 140V141H33ZM73 140V141H72ZM160 140V141H159ZM187 140H189V141H187ZM249 140V141H248ZM60 141V142H59ZM107 141V142H106ZM191 141V143H189ZM138 142H140V143H138ZM152 143V144H148L147 145V143ZM155 144H154V143ZM158 142V143H157ZM171 142H173L172 144H171ZM180 142H181V144L183 145V143H184V145L182 146L181 144H180ZM186 142V143H185ZM2 143L4 144L3 146H2ZM39 143V144H38ZM105 143V144H104ZM106 143H107V145H106ZM142 143H143V145H142ZM144 143H146V144H144ZM161 143V144H160ZM37 144V145H36ZM43 144H45V145H43ZM57 144V145H56ZM183 147H181L180 145ZM188 144H189V146H188ZM104 145H106V146H104ZM161 147H160V146ZM172 145V146H171ZM175 145V146H174ZM52 146V147H51ZM104 146V147H103ZM150 146V147H149ZM188 148H187V147ZM33 147V148H32ZM35 147H37V148H35ZM168 147V148H167ZM8 148H10L9 150H8ZM23 148V149H22ZM30 148H32L31 150H30ZM146 150H145V149ZM154 148H155V150H154ZM159 148V149H158ZM161 148H163V149H161ZM172 148V149H171ZM182 148V149H181ZM191 148V149H190ZM12 149H13V151H12ZM105 149L107 150V151H105ZM141 149V153H139V150ZM151 149H153V150H151ZM157 149V150H156ZM167 149V150H166ZM195 150L194 152H191V151H193V150ZM5 150H7L8 152H6ZM18 150V151H17ZM145 152H144V151ZM160 150H162V151H160ZM164 150V151H163ZM183 151V152H181L180 153V151ZM190 151V152H187V151ZM4 151V152H3ZM167 151V152H166ZM173 151V152H172ZM178 151V152H177ZM6 152V153H5ZM11 152H9V153H11ZM172 152V153H171ZM197 152V155L196 154H194V153H196ZM108 153V154H107ZM143 153V154H142ZM171 154V155H170ZM182 154V155H181ZM188 154V155H187ZM109 155V157H107ZM146 155H148V156H146ZM170 155V156H169ZM181 155V156H180ZM196 155V156H195ZM144 156V157H143ZM180 156V157H179ZM190 156H192V157H190ZM195 156V157H194ZM145 158V159H144ZM179 158V159H178ZM191 158V159H190ZM199 158V159H200ZM144 159V160H143ZM199 159H196V161L197 160H199ZM179 160V161H178ZM155 162V163H154ZM177 163V164H175V163ZM179 162V163H178ZM111 163V164H110ZM153 165V166H152ZM154 168V169H153ZM155 169H156V172H155ZM174 169H175V172H173L174 171ZM171 170V171H170ZM155 172V173H154ZM178 172H180V173H178ZM151 173V174H150ZM153 173V174H152ZM171 173V174H170ZM156 174V175H155ZM152 175V176H151ZM176 175V176H175ZM116 178H115V177ZM156 176H157V179H155L156 178ZM169 176V177H168ZM114 177V178H113ZM153 177V178H152ZM175 177H177V178H175ZM113 178V179H112ZM168 178V180L167 181H165L166 179ZM172 178V179H171ZM174 178V179H173ZM44 179H46V178H44ZM110 180V181H111ZM43 182V184H44V182H47V179L44 181V180H42L41 181V183ZM40 183V184H41ZM142 183V184H141ZM167 183V184H166ZM179 183V182H178ZM172 184H173V182H172ZM171 184V185H172ZM177 183H174V185H176ZM166 185V186H165ZM111 186V187H110ZM165 186V187H164ZM168 186V187H167ZM91 187V188H90ZM111 188V189H110ZM82 190H84L83 188H82ZM113 190V191H112ZM90 191V192H89ZM99 191V192H98ZM104 191V192H103ZM130 191V192H129ZM142 191V192H141ZM96 192V193H95ZM107 192V193H106ZM159 192H160V194L161 195H159ZM36 193V191L34 192V194H30L29 193V195L27 196V203H28V206H31L32 204H34L35 202H34V199L37 197L38 198V195H37V193ZM39 193V192H38ZM95 193V194H94ZM141 193L143 194V195H141ZM89 194V195H88ZM139 194V195H138ZM32 197H31V196ZM37 195V196H36ZM31 198H30V197ZM90 196V197H89ZM158 196V197H157ZM37 198L35 199V200H37ZM90 198H92V199H90ZM132 198H134V199H132ZM90 201H89V200ZM137 199V200H136ZM19 200H20V202H19ZM19 200H16V199H14L12 202H9V204L6 206V207H3V208H1L0 209V226H5L6 225V223H8V221H9V219L11 218V215H12V217H14V219H16L15 221L17 222V224H16V222L14 223V225H15V227L14 228H17V227H20L21 226V223H22V220L21 219H24V213H26L24 210L26 209V211H27V213L31 210V208H26L25 206H23V203H25V201L26 200H22V199H19ZM15 201H16V205H15ZM135 201H137V202H135ZM20 204H19V203ZM34 202V203H33ZM89 202V203H88ZM133 202H135V205H136V208H135V205H134V203ZM138 202H140V204L138 203ZM137 203V204H136ZM155 203V204H154ZM153 205H154V207H153ZM27 206V207H28ZM138 206V207H137ZM14 207H17V208H15V209H13ZM84 207H85V209H84ZM57 208V207H56ZM55 208V209H56ZM61 208V207H60ZM60 208H58V209H60ZM153 208V209H152ZM58 209H56V211L58 210ZM84 209V210H83ZM89 209V210H88ZM135 209V210H134ZM140 210V212H139V210ZM144 211L145 213H141L142 211ZM151 210V212H149ZM153 210V211H152ZM2 211V212H1ZM53 211H54V208H53ZM130 211H132V213L133 214H131L130 213ZM138 211V212H137ZM13 214H12V213ZM55 212V211H54ZM88 212V213H87ZM91 212V213H90ZM26 213V214H27ZM139 214V216H140V214L142 215V219L139 221V219L137 220V216H138V214ZM17 214H18V217H16L17 216ZM92 214V215H91ZM131 216H130V215ZM137 214V215H136ZM149 214V215H148ZM16 215V216H15ZM89 215H91V216H89ZM127 215H129L130 217H132L131 219H129V216H127ZM133 215V216H132ZM147 215V216H146ZM125 216H126V218H125ZM5 217V218H4ZM23 217V218H22ZM46 219H47V217H45ZM88 218H90L89 220H88ZM125 218V219H124ZM148 220V222H150V223H146V221H144V220H146V219ZM6 219V220H5ZM87 219V220H86ZM133 219V220H132ZM33 221V223H35V222H37V220L36 219H32ZM124 220V222H122L121 223V221H123ZM91 221V222H90ZM137 221V222H136ZM31 222V224H32V226H33V223ZM126 222V223H125ZM133 222H134V224H133ZM140 222V223H139ZM4 223V224H3ZM127 223H128V227H127ZM132 223V224H131ZM142 223V224H141ZM144 223H146V224H144ZM37 224H38V222H37ZM36 223H35V225H37ZM87 224H89V225H87ZM131 224V225H130ZM99 225V226H98ZM142 225H143V227H142ZM145 225V226H144ZM148 225H149V228H148ZM17 226V227H16ZM92 226V227H91ZM95 226V227H94ZM130 226V227H129ZM142 228H141V227ZM36 227V228H35ZM34 228H35V230L31 233L30 232V234H33V235H28L29 236V241H30V243L29 244H32V245H34V246H32V245H30V247L31 248H33L34 249V253H39L40 252V250H41V252L44 250V249H46L49 245H50V242H52L53 241V236H52V234H51V232L49 231V230H46L45 228H47V227H45V226H40V228L38 227V229H37V226H35ZM45 227V228H44ZM98 227V228H97ZM99 227H101V229L99 228ZM126 227V228H125ZM42 228H44V229H42ZM103 228H105V229H103ZM141 228V229H140ZM148 228V229H147ZM48 229V228H47ZM38 230H39V232H38ZM45 232H44V231ZM103 230V231H102ZM104 230H105V232H104ZM144 230V231H143ZM102 231V232H101ZM37 232V233H36ZM49 232V233H48ZM46 233H47V235H46ZM114 233V234H113ZM134 233V234H133ZM50 234H51V236H50ZM110 234V235H109ZM132 234V235H131ZM44 235V236H43ZM46 235V236H45ZM112 235V236H111ZM119 235H121L120 237H119ZM35 236V237H34ZM107 236V237H106ZM110 236H111V238L112 239H110ZM114 236V237H113ZM133 238H132V237ZM149 236V237H148ZM31 237L34 239H31ZM39 237V238H38ZM45 237V238H44ZM118 237V238H117ZM131 237V238H130ZM151 237V238H150ZM43 240H42V239ZM104 238H106V240L104 239ZM113 238H115V239H113ZM119 238H120V240H119ZM39 239H41V240H39ZM107 239H108V242H106L105 243V241H107ZM117 239V240H116ZM149 239V240H148ZM46 240H48V241H46ZM50 240V241H49ZM115 240V241H114ZM40 241H43L42 243H40L39 244V242ZM31 242H33V243H31ZM46 242H47V244H46ZM101 242L103 243V244H101ZM144 242H146V243H144ZM45 243V244H44ZM109 243H111V244H109ZM109 244V245H108ZM143 244V245H142ZM146 244V245H145ZM41 245V246H40ZM43 245V246H42ZM103 245H105V247L103 246ZM36 246V247H35ZM35 247V248H34ZM103 247V248H102ZM146 247V248H145ZM40 248V249H39ZM105 248V249H104ZM103 249H104V251H103ZM40 252V253H41ZM39 253V254H40ZM145 253V254H144ZM108 255V256H107ZM144 255V256H143ZM79 257H76V258H71V260H70V263L69 264H83V262H82V256L80 257V255H78ZM38 256H36L35 258H37ZM114 258V259H112V258ZM117 257V258H116ZM142 257V258H141ZM144 257V258H143ZM34 258V259H35ZM80 258V259H79ZM109 258H111L110 260H109ZM74 259H75V261H74ZM107 259V260H106ZM116 259V260H115ZM136 259L138 260V262L137 263H135L134 261H136ZM73 260V261H72ZM101 260H103V261H101ZM113 260H115V261H113ZM139 260H141V261H139ZM71 261L73 262V263H71ZM82 263H81V262ZM120 261V262H119ZM116 262V263H115ZM118 262V263H117ZM124 262V263H123ZM143 262V263H142ZM102 263V264H103ZM4 264H6L5 262H4ZM7 264H10V263H8L7 262ZM107 264V263H106Z\"/></svg>",
    "mask_w": 264,
    "mask_h": 264
}]
</instances>
